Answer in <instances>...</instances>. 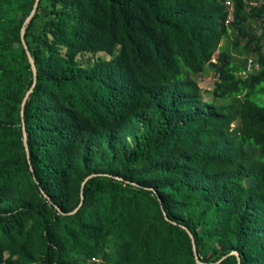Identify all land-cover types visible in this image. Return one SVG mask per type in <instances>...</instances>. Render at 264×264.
<instances>
[{"label":"trees","instance_id":"obj_1","mask_svg":"<svg viewBox=\"0 0 264 264\" xmlns=\"http://www.w3.org/2000/svg\"><path fill=\"white\" fill-rule=\"evenodd\" d=\"M229 1L38 0L33 76L0 0V264H202L185 228L264 264V0Z\"/></svg>","mask_w":264,"mask_h":264},{"label":"water","instance_id":"obj_2","mask_svg":"<svg viewBox=\"0 0 264 264\" xmlns=\"http://www.w3.org/2000/svg\"><path fill=\"white\" fill-rule=\"evenodd\" d=\"M37 1H38V0H33V2H32V7H31V9L29 10L28 14L25 16V18L23 19V23H22V25H21V27H20V30H19V38H20V41H21V43H22V45H23V47H24V50H25V53H26V56H27V59H28L29 65H30V69H31V72H32L33 76H34V74H35V66H34V63H33L32 57H31V55H30V53H29V51H28V49H27V47H26V44H25V42H24L23 31H24V25H25L26 22L30 19L31 15H32V13H33V11H34V8H35V6H36V4H37ZM221 66H222V65H220V66L218 67V69H217V77H219ZM30 88H31V85H30V87L25 91V93H24V95H23V97H22V99H21V102H20V109H19V114H20V118H21L22 143H23V147H24V150H25V153H26V157H27V152H28V151H27V145H26V141H25L24 126H23V121H22V106H23V103H24L25 97L27 96V94H28ZM27 160H28V158H27ZM91 174H92V173H89L88 175H86V176L84 177V179H85L87 176L91 175ZM32 176H33V175H32ZM33 178H34V176H33ZM84 179L81 181V185H80V199H81V197H82L81 190H82V183H83ZM42 193H43V195L45 194L44 192H42ZM80 201H81V200H79V202H80ZM163 215H164V217H166L164 212H163ZM185 230H186V232L188 233V235H189V237H190L191 248H192V251H193V253H194L195 261H197V262H199V263H202V264L206 263V262L200 261V260L198 259L197 254H196V250H195V246H194V243H193L192 235H191V233H190L186 228H185ZM228 253H233V254L235 255L236 261H237V262L239 261V255H238V252H237L236 250L231 249V250L228 251ZM220 258H221V257H220ZM220 258H218L217 260H219Z\"/></svg>","mask_w":264,"mask_h":264},{"label":"rangeland","instance_id":"obj_3","mask_svg":"<svg viewBox=\"0 0 264 264\" xmlns=\"http://www.w3.org/2000/svg\"><path fill=\"white\" fill-rule=\"evenodd\" d=\"M252 31H254L255 33H258L260 31V28L256 25H253ZM230 34H231V31H229V35ZM229 35L226 38H222L221 43H224V41L228 40V37H230ZM261 51L264 53V34L262 38ZM213 77H214L213 67L207 64L204 66L203 70L200 73H198L196 80L199 86L201 87V89H208L212 83ZM202 96L204 98H209V93L203 90Z\"/></svg>","mask_w":264,"mask_h":264},{"label":"built area","instance_id":"obj_4","mask_svg":"<svg viewBox=\"0 0 264 264\" xmlns=\"http://www.w3.org/2000/svg\"><path fill=\"white\" fill-rule=\"evenodd\" d=\"M224 3L230 7V1L229 0H224ZM252 65H254V61L250 58H247L245 68L248 69Z\"/></svg>","mask_w":264,"mask_h":264}]
</instances>
